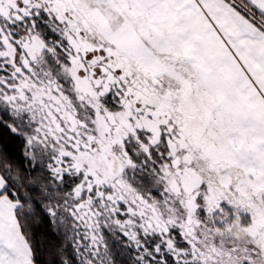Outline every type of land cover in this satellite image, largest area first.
Here are the masks:
<instances>
[{"label":"snow or ice","instance_id":"1","mask_svg":"<svg viewBox=\"0 0 264 264\" xmlns=\"http://www.w3.org/2000/svg\"><path fill=\"white\" fill-rule=\"evenodd\" d=\"M0 264H264V0H0Z\"/></svg>","mask_w":264,"mask_h":264}]
</instances>
